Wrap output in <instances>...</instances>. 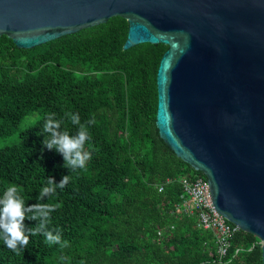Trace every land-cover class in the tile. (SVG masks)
<instances>
[{
    "label": "trees",
    "instance_id": "1",
    "mask_svg": "<svg viewBox=\"0 0 264 264\" xmlns=\"http://www.w3.org/2000/svg\"><path fill=\"white\" fill-rule=\"evenodd\" d=\"M127 30L125 19L113 17L29 50L0 36V195L15 184L30 206L49 177L59 184L70 175L42 201L58 205L48 228L61 229L68 247L36 235L16 253L0 239V264H214L212 233L173 214L179 183L158 190L166 179L203 177L155 126L156 74L167 47L123 50ZM50 113L72 135L77 126L65 113L95 121L86 124L90 159L83 168L68 170L60 153L43 146L37 134ZM24 223L33 228L39 221ZM221 264H261L259 241L238 231Z\"/></svg>",
    "mask_w": 264,
    "mask_h": 264
},
{
    "label": "water",
    "instance_id": "2",
    "mask_svg": "<svg viewBox=\"0 0 264 264\" xmlns=\"http://www.w3.org/2000/svg\"><path fill=\"white\" fill-rule=\"evenodd\" d=\"M113 17L122 49L167 47L155 126L207 180L213 206L257 238L264 264V0H0V36L29 50Z\"/></svg>",
    "mask_w": 264,
    "mask_h": 264
},
{
    "label": "clouds",
    "instance_id": "3",
    "mask_svg": "<svg viewBox=\"0 0 264 264\" xmlns=\"http://www.w3.org/2000/svg\"><path fill=\"white\" fill-rule=\"evenodd\" d=\"M70 122L77 126L75 135L68 130L61 131V121L55 119V114H48L44 121L41 132L37 135H44L42 144L48 150L55 149L63 156L64 167L68 170L83 168L90 159V153L84 150V145L91 139L86 124L95 121L89 120L86 124L81 123L79 114L65 113ZM70 175L62 177L59 184L52 177H49L46 186L42 187L37 196V203L28 206L20 189L15 184H9L2 195H0V239L4 245L13 252L19 253L27 247L31 236L43 235L44 243L47 245L59 244L61 247H68V241H62L59 228L49 229L51 213L58 205L43 203L45 197H51L56 189H63L69 182ZM39 221L33 228L25 226L24 221ZM67 259V257H62Z\"/></svg>",
    "mask_w": 264,
    "mask_h": 264
},
{
    "label": "built area",
    "instance_id": "4",
    "mask_svg": "<svg viewBox=\"0 0 264 264\" xmlns=\"http://www.w3.org/2000/svg\"><path fill=\"white\" fill-rule=\"evenodd\" d=\"M177 182L182 188L180 202L175 205L174 215H184L196 219L197 228L212 233L216 247L214 264H221L228 256L231 240L240 231L237 226L229 223L213 206L212 197L207 180L202 176L166 179L158 186L163 191L165 184ZM239 249L233 253L237 257Z\"/></svg>",
    "mask_w": 264,
    "mask_h": 264
}]
</instances>
